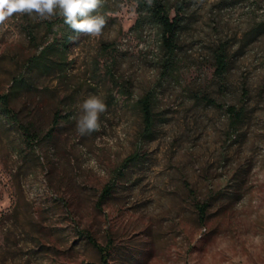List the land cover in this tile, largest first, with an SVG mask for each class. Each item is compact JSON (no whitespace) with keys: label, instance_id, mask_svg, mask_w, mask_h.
Returning <instances> with one entry per match:
<instances>
[{"label":"rangeland","instance_id":"obj_1","mask_svg":"<svg viewBox=\"0 0 264 264\" xmlns=\"http://www.w3.org/2000/svg\"><path fill=\"white\" fill-rule=\"evenodd\" d=\"M148 1L104 0L115 39L66 49L60 16L0 27V264H264V0H162L173 56ZM89 95L107 111L81 135Z\"/></svg>","mask_w":264,"mask_h":264},{"label":"clouds","instance_id":"obj_2","mask_svg":"<svg viewBox=\"0 0 264 264\" xmlns=\"http://www.w3.org/2000/svg\"><path fill=\"white\" fill-rule=\"evenodd\" d=\"M103 4L104 0H0V27L15 16L41 20L60 16L75 33L115 39V31L105 33L107 20L99 14ZM106 111L107 105L100 96H87L79 104V115L75 117L77 131L81 135L99 131L100 116Z\"/></svg>","mask_w":264,"mask_h":264},{"label":"trees","instance_id":"obj_3","mask_svg":"<svg viewBox=\"0 0 264 264\" xmlns=\"http://www.w3.org/2000/svg\"><path fill=\"white\" fill-rule=\"evenodd\" d=\"M147 7L149 9L150 15L153 18L155 24L159 27L161 34V41L163 46L166 47L167 52L170 56H173L176 50V42L178 40L179 31H180V15L177 13L173 18L170 17L171 13V6L169 3L164 2L162 0H149L147 2ZM70 30L65 31L62 36V40H58L57 47H66L70 42L73 35L78 34L73 32V30L69 27ZM43 54H46V50L43 51ZM42 54V55H43ZM217 68L216 73L217 76L222 79L227 69V60L225 50L219 48L215 54ZM37 58L35 59L36 64ZM10 101V94L5 93L0 95V106L6 111L10 112L11 110L8 108V104ZM154 102L155 98L152 93H148L142 96L139 99L140 108L143 114V121H144V130L143 136L145 138L152 137L153 128L155 124V115H154ZM134 155L132 156V158ZM110 192L109 187L105 189L103 197H107V194ZM201 211H205L204 207H201ZM93 244L99 249L100 252H104L105 248L97 244L96 242L91 239ZM103 264H107V260L104 257L102 259Z\"/></svg>","mask_w":264,"mask_h":264}]
</instances>
